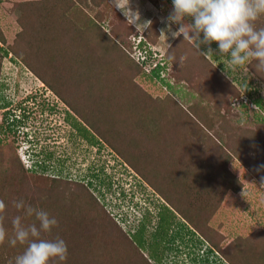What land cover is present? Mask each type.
Here are the masks:
<instances>
[{"label":"rangeland","instance_id":"rangeland-1","mask_svg":"<svg viewBox=\"0 0 264 264\" xmlns=\"http://www.w3.org/2000/svg\"><path fill=\"white\" fill-rule=\"evenodd\" d=\"M119 3L126 9L129 0ZM129 7L140 13L142 23L137 28L115 7L114 0H0V121L5 112H9L8 121L21 120L16 131L9 133L10 140L18 141L22 163L17 165L32 168L45 160L49 165L45 172L67 181L65 186H54L52 181L47 186L50 204L45 209L44 189L31 196L38 199L34 208L47 211L59 222L41 238H65L60 221L67 219L71 202L81 204L83 223L68 217L81 224V235L74 241L66 239L73 249L59 264H118L119 256L102 247L111 238L104 232L113 226L111 221L132 233L146 219L151 237L162 206L172 208L176 203L166 197L174 193L180 194V201L188 200L174 209L200 222L203 218L205 228L196 227L198 235L207 245L219 247L220 254L205 258L206 264H234L230 257L240 256L242 264H262L264 171H257V166L264 163V75L250 65L234 68L229 56L209 52L205 57L195 40L183 41L182 35L173 38L171 32L179 25L171 24L169 29L162 22L172 10L171 0H130ZM256 23L264 27V17ZM217 45L214 41L201 49L217 51ZM143 49L152 53L154 62L165 64L161 77L146 75V66L139 61ZM189 62L193 64L190 73ZM213 71L227 79L225 93L218 87L206 88ZM77 120L92 129L97 143L79 134L74 125ZM159 145L164 151L157 150ZM123 153L153 160L163 172L177 169L179 161L198 174V179L189 181L199 180L202 189L189 185V199V192L179 190L177 194L176 187L164 193L161 185L166 186L168 180L162 171L161 179L155 178L160 183H153L146 174L154 169L135 167ZM40 168L21 174L13 166L2 182L12 194L0 188V201H6L0 216L11 220L20 212L26 225L39 227L34 215L26 216L23 209L11 205L22 199L19 189L12 190L32 176L40 178ZM204 190L207 198H203ZM206 200L208 208L202 205ZM123 208L129 220H123ZM103 217L108 222L98 231ZM165 230L157 231L148 244L158 243L163 264H200L198 256L202 255L196 251H204L206 244L195 245L189 234L171 242ZM26 246L17 243L13 247L8 239L0 242V264H14ZM137 252L134 248L129 260L128 255L121 259L137 264ZM152 264L159 262L152 260Z\"/></svg>","mask_w":264,"mask_h":264},{"label":"trees","instance_id":"trees-1","mask_svg":"<svg viewBox=\"0 0 264 264\" xmlns=\"http://www.w3.org/2000/svg\"><path fill=\"white\" fill-rule=\"evenodd\" d=\"M259 26H260V24H259ZM144 45L145 44H143V46ZM146 51H148V50H146ZM152 60H153L152 53L150 51H148L146 59L140 60V58H139L140 63L143 66L144 65L146 66V71L148 72V73H146V75L148 77H149V75L151 76V74H153L152 76L161 77L160 73H161V71H163L165 69V67H166L165 64H160L159 63L158 65L152 67ZM148 67H149V69H147ZM250 67H251V69L254 72H257L258 74L262 75L255 67H253L252 65H250ZM202 68H203V70H205L204 66ZM188 70H189V73H190V71L192 72V70H193V64L191 62L188 63ZM219 70L220 69H218L216 71H219ZM213 74L214 75L211 76V78H209V80H208V86L209 87L207 86L206 88L210 89L211 91H213V90H217V89H215V87H218V88H220L221 92L226 91L227 87H229L227 85V83H226L227 79H225V77H220L215 71H213ZM211 86H213V87H211ZM76 100L78 101V100H82V99L81 98H76ZM80 105H81V107L83 109V104H80ZM200 105H202V104L199 103L198 106H200ZM192 109H194V107H192ZM77 111H79V110H77ZM8 113L9 112H5L4 113V119H2L0 121V188H2V190H5L4 186H2V182L4 183L5 177H7L9 174H11L13 172V166L18 168L17 170H19V173H21V174H26L27 171L28 172L31 171L32 173L36 172V167L40 166L42 168V172L41 173H43V174H41V176H39L40 178H38V177L35 178V177L32 176V180L31 181H28V182L24 181L25 183L23 185H21V186L18 184V186H20V187H18L16 190H12V191L13 192L14 191H18V189H19L20 190V194L22 196L21 200L24 201L25 205H31L32 207H35V204H37L35 202H37L38 199L37 198L35 199L34 196L33 197H31V196H32L33 192L35 194L37 190L39 191L41 188L44 189L46 191V193L44 191V195H43V199H42L43 200L42 206L44 208L47 204L48 205L50 204L49 200L46 198V195H47V191H49V189H48L49 187H47V186L51 183V181H52V183H54V186H58V185L65 186V183L67 181L64 180V179L59 180L56 177H54L52 174H48V171L45 172L46 169L49 167V165L46 164L45 160L42 161V162L39 161L33 167L31 166L32 168L22 167L23 165L21 166V164L17 165V163L19 161L21 162L20 157L17 154V143H18V141H17V139L16 140H13V139L10 140L9 139L10 138L9 133L12 132V131H16L17 125H19V124H17V122H20L21 120L20 119L19 120L15 119L12 122L8 121V118H9L8 117ZM74 125H75V127H77L78 132H79V134L82 137H84L85 139L91 141L92 143H97L98 142L97 136L94 135V132L92 131V129L87 124H85L84 122H79L77 120V121L74 122ZM249 133L253 134V132H249ZM156 148H157V150L159 149L161 151H164L160 145L158 147H156ZM148 149H149L148 153L151 154L152 150L150 149V147ZM153 150H156V149H153ZM14 156H15L17 162H15V159L12 162L11 159H13ZM124 156L128 160L130 159V163L133 164L137 168L142 166V168H146L147 171H148V169L151 170V171L154 169L153 171H155V172L152 173V172L149 171L150 174L148 175V173H147L146 175L148 176L149 180L151 178V181L153 183L154 182L160 183L159 180L155 179V178L161 179V177L159 175H161V171L162 170H159V164H157L153 160H148L147 161V159H143V158L139 157V155H135L134 153H130V154L127 153V155L124 154ZM202 163H204V162H202ZM157 166H158V168H157ZM175 166L177 167V169L172 167L173 168L172 171H170V170L167 171V172H163L162 171L163 178L168 180V184H166V186H162L161 185V189H165L164 193H168L169 190H171L172 188L176 187L177 188V194L179 193V190H180L181 194H182V190L185 191V192H189L188 193V199H189L190 196H192L191 195L192 190L191 189L189 190V188H187V187L189 185L191 187L195 186V187H193L195 189L198 186L201 187L202 183H200L199 180H197L196 183H193L192 181H189L191 179V177L195 178V179H198V176H197L198 174L196 173L194 175L192 173V171H190L188 169H185V165H183L182 163H179V161H178V163L175 164ZM19 167H21V168H19ZM149 167H152V169L149 168ZM199 167H202V165H200ZM199 170H200V168H199ZM158 171H160V173L155 177V175L157 174ZM169 174L173 175L175 177V180L170 179V176H168ZM189 176H190V178H189ZM15 178H16V180H18V179L21 180L17 175H16ZM199 179L202 180V177H200ZM23 180H24V178L22 179V181ZM90 183H92V182H90ZM199 183H200V185H199ZM201 189H202V187H201ZM212 191H214V190H212ZM206 192H207V190H204L203 198H207L209 196L208 193H206ZM4 193L9 194V195L12 194L11 191H6V190L4 191ZM178 195L172 193L171 195L167 194L166 197H168L170 199L172 197L173 198L172 200H174L176 202V203H174V206L175 207L178 206V207L182 208V205L184 203H186V201H188V200H185L184 202L182 200L180 201L178 199V197H180V194H178ZM124 196H125V194H124ZM197 197L199 198V196H197ZM21 200H19V201H21ZM206 201H207V203L203 202L204 204L202 203V205H205L208 208L209 207L208 204H210V202L208 200H206ZM3 202H4L5 207H6V201H3ZM71 203H73V205H70L69 207H72V210H70V211L68 210L69 211V215H67V219H65V221H60L62 224H64L63 225V229L61 230V235L65 236V238H63V239L66 241V243H67L66 239L74 241L75 238H79L80 237V235H81L80 228H81V224L83 223L81 221V217L79 216V214L84 211V206L81 205V204L74 203V202H71ZM121 205L122 204L119 203L118 207H120ZM174 206L172 208L170 206H166V205L162 206V210L159 212V222H158L157 229L152 232L153 235L151 237L150 236L148 237V235H147V232H148V224L147 223L148 222H147L146 219H143V221L141 220V223L138 226L137 230H134L132 233L124 232V230L119 226V224H117L116 221H111V219H110V221L112 222L113 226L108 228L107 230H104V232H107L108 235L111 236V238L105 243V245H102V247H104V246L105 247H109V250H110L109 253H115V255L119 256L118 258L115 257V258H117L119 260V261H117L118 264H125L123 262V259H121V257H124V255H126V256L128 255L127 258L129 260L130 255H131L129 253H131L132 250H134V248H138V251L140 252V254H139V252H137V255H139V257H140L139 259H142V261H140L138 259L137 264H142L143 262H144V264H152V260L156 261L157 263L159 262V264H163L164 263V258H163V255L162 256L160 255L161 250H158V243H157V245H155V244L154 245L153 244L152 245H148V244L151 243L150 240L152 239V237L161 228H163L164 230L165 229L167 230V238L171 242L175 241L176 236L182 237V235H184V234L185 235L189 234L190 239H192L195 242V245L196 244L197 245L206 244L207 241L205 240V238L203 236L201 237V236L198 235L199 232L196 229V227L197 228L198 227L199 228L202 227V229L204 231V228H205L204 224H203L204 219L202 218V222H200L196 218V216L195 217L194 216L190 217L189 216L190 214H188V212L186 213V211H184L185 214L184 213H180V211H182L181 209L176 211L174 209ZM11 207L15 208L13 206V203H12ZM188 210H191V209H188ZM121 212H122V215H123V220H129L128 211L123 208L121 210ZM194 212H195V210H194ZM19 214H20V212H18L17 215H19ZM178 215H179V217L183 218L184 220L183 221L179 220V222H178L177 221ZM21 216H23V214H21ZM68 217L74 219L75 220L74 222H80L81 224L78 225L77 223L72 222V220H70V218H68ZM82 217L86 218L85 215H83ZM101 221L102 222H100V224H99V229L97 228L98 231L102 230L101 227H100L101 224L104 225V224H106V222H108L107 218H105V217H103V219ZM68 223L71 224L70 228H68V226H67ZM178 224L180 225V227L177 230L173 231V234H172L171 230L174 229V227L176 225H178ZM0 226L4 227L6 229L7 236L9 238L14 235V229H13V227H11L12 226L11 225V220H7L5 215H3V216L1 215L0 216ZM196 235H198V236H196ZM96 236H97V238H103V236H100L98 234H96ZM97 238H94L93 240H95ZM194 239H197V240H194ZM72 241H70V242H72ZM170 241H169L168 244H171ZM204 241H206V242H204ZM198 243H200V244H198ZM96 245H98V244L96 242H93V246L97 247ZM67 246H68V243H67ZM216 247H218V246H216ZM216 247L206 244V249L204 251H201V253H200L199 250L196 251V252H198V255H200V254L202 255V256H198V257L201 258L200 261H199L200 264H206L207 263L205 261V258L210 260V256L211 255L213 257L215 255H217L219 247L218 248H216ZM70 249H73V246H68V252H69ZM73 252H74V250H73ZM195 257H197V256H193V258H195ZM237 259L235 257L234 258L230 257V261H232V263H234V264H242L244 262V260H241L242 259L241 256L238 257ZM259 259L261 260L262 264H264V257H262V259L261 258H259ZM212 261H214V260H212ZM51 264H59V262L54 260V261L51 262Z\"/></svg>","mask_w":264,"mask_h":264},{"label":"clouds","instance_id":"clouds-1","mask_svg":"<svg viewBox=\"0 0 264 264\" xmlns=\"http://www.w3.org/2000/svg\"><path fill=\"white\" fill-rule=\"evenodd\" d=\"M172 10L162 22L179 25L171 32L173 38L183 36V41H196L195 47L205 57L209 52L220 56H229L230 64L235 67L252 65L264 75V27H257L256 22L264 17V0H171ZM130 3V0H129ZM121 7L119 0H114L116 8L122 9L127 20L132 19L136 28L140 22V13L129 7ZM186 18L190 22L185 23ZM147 22V21H146ZM218 42L217 51L211 47L204 51L201 45ZM142 51V50H141ZM148 54V51L146 55ZM147 57V56H146ZM155 59L152 60V67ZM158 65V62H157ZM226 65V64H225ZM227 67V65H226ZM257 171H264V163L257 166ZM264 182V176H261ZM13 206L24 210V215L35 216L39 222L26 225L21 215L11 219L14 235L9 238L6 229L0 226V242L8 239L11 246L17 243L27 245L23 252L14 259V264H51L52 261L67 260L68 246L61 237L43 239L42 233H50L58 226L56 217L47 211L25 205L24 201H13ZM5 208L0 201V211Z\"/></svg>","mask_w":264,"mask_h":264},{"label":"built area","instance_id":"built-area-1","mask_svg":"<svg viewBox=\"0 0 264 264\" xmlns=\"http://www.w3.org/2000/svg\"><path fill=\"white\" fill-rule=\"evenodd\" d=\"M146 53H147L146 50H144L143 52H141V54H140V59H141V60L146 59V56H147ZM153 64H154V65H157V62H154Z\"/></svg>","mask_w":264,"mask_h":264}]
</instances>
